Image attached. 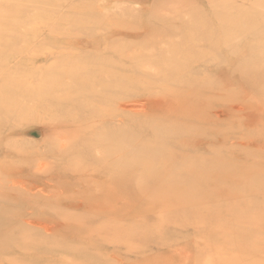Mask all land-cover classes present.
<instances>
[{
	"label": "rangeland",
	"instance_id": "obj_1",
	"mask_svg": "<svg viewBox=\"0 0 264 264\" xmlns=\"http://www.w3.org/2000/svg\"><path fill=\"white\" fill-rule=\"evenodd\" d=\"M0 13V35L35 32L0 47L34 55L9 63L34 83L3 142L33 155L13 161L18 177L50 198L34 229L51 245H22L24 264H264V0H0ZM118 130L129 166L90 148Z\"/></svg>",
	"mask_w": 264,
	"mask_h": 264
},
{
	"label": "bare ground",
	"instance_id": "obj_2",
	"mask_svg": "<svg viewBox=\"0 0 264 264\" xmlns=\"http://www.w3.org/2000/svg\"><path fill=\"white\" fill-rule=\"evenodd\" d=\"M0 15L2 14L0 13ZM34 33V29L27 28L23 36L29 40L32 39ZM4 36L0 35V47L6 48L16 46L18 41L23 37L22 35L15 37ZM4 49L0 48V157L4 156L3 160L0 158V251L5 259L0 260V264H24L31 258L32 251L22 250V245L29 243L38 249H41V245H47L48 243V245H51L49 239H43V235L34 229L36 222L34 211L42 207L40 213L44 218L48 217L46 216V211L50 208V198L48 195L42 193L44 188L39 190L40 186L31 184V182L27 183L25 180H22L24 177H18L22 173L20 172L21 168H25V165L21 164L22 167L16 166L13 161L16 159L18 161H22L21 159L26 160V158L32 159L33 155L26 152L27 149L19 143V140L7 144L3 142V138L6 135L12 137L11 135L15 134L23 117L26 116L25 108L32 98V85L34 83L32 79L24 78L25 76L23 75L27 74L22 73L21 66H16V63L14 66H9V63H13L16 59L20 63L23 61L30 63L34 60V55L28 53L26 59H24V56L20 53L15 51L13 54H10ZM11 49L13 48L11 47ZM28 50L30 52L31 49L28 48ZM107 122L105 121L104 124ZM107 126L108 128L112 127L111 124ZM109 131L112 132V128ZM125 132L120 133V130H118L114 137L107 134L99 137L96 136L93 141L94 143L90 144V148L103 153V157L113 156L115 160L120 157L129 166V143L131 140L128 139ZM45 153L42 155V158L47 156V152ZM90 155L92 154L87 153L86 160L94 162V159ZM203 158L201 157L204 162L205 159L203 160ZM29 162L33 163L32 161ZM14 165L17 169H13ZM46 169L47 165H39L38 167V170H41L42 173H46ZM114 171L115 169L109 168L101 172L106 174L108 177L106 182H109L111 185H113V182L109 181V177L113 176ZM191 177L197 178V175H191ZM247 185L249 186L250 183ZM251 210L254 211L253 209ZM42 250L44 251L45 249Z\"/></svg>",
	"mask_w": 264,
	"mask_h": 264
}]
</instances>
